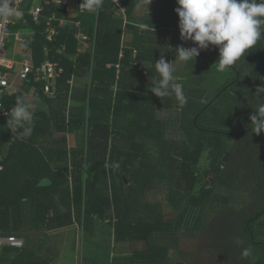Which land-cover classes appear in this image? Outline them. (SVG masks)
Here are the masks:
<instances>
[{"label": "trees", "instance_id": "1", "mask_svg": "<svg viewBox=\"0 0 264 264\" xmlns=\"http://www.w3.org/2000/svg\"><path fill=\"white\" fill-rule=\"evenodd\" d=\"M119 1L122 14L104 0L97 12L75 18L79 26H59L65 7L42 0L38 21L26 15V25L13 26L34 28L24 42L36 67L50 59L63 71L52 80L35 69L21 81L38 89L41 102L27 138L7 124L17 98L27 99L20 90L4 97L0 235L23 238L24 246L3 248L0 264H54L59 235L51 231L78 223L91 234L95 221L113 227L115 246L134 250L87 264H193L194 253L182 250L183 237L190 236L213 264H264V131L256 134L247 121L264 105V93H257L264 87V38L224 70L216 46L209 58L185 63L175 60L176 49L190 44L181 39L177 0ZM25 3L29 8L34 0ZM79 31L89 46L76 37ZM161 56L176 69L183 101L150 90ZM209 90L213 97L206 100ZM228 92L233 99L223 110L217 99ZM163 109L176 117L160 118ZM216 111H223L221 120H213ZM240 114L249 125H238ZM70 133L81 135V147H69ZM45 178L52 183L40 186ZM159 186L163 200H150L147 194Z\"/></svg>", "mask_w": 264, "mask_h": 264}, {"label": "clouds", "instance_id": "2", "mask_svg": "<svg viewBox=\"0 0 264 264\" xmlns=\"http://www.w3.org/2000/svg\"><path fill=\"white\" fill-rule=\"evenodd\" d=\"M118 5L119 0H113ZM151 3V0H150ZM149 3V4H150ZM175 12L179 16L181 39L192 41L196 46H180L176 49V59L190 62L210 46L219 50L218 68L224 70L232 67L245 56L261 38H264V0H177ZM104 7V0H82L79 8L97 12ZM21 12L14 6L13 0H0V22L21 19ZM159 74L158 81H152L150 90L158 97L175 94L183 101L181 86L177 83L176 69L163 56L155 62ZM257 93H264V87H258ZM258 115L251 116L253 131H264V105L256 108ZM7 119L9 128L19 126L21 136L27 138L32 134L31 105L22 98L10 109ZM119 168V163H113ZM250 249L243 251L248 257Z\"/></svg>", "mask_w": 264, "mask_h": 264}, {"label": "built area", "instance_id": "3", "mask_svg": "<svg viewBox=\"0 0 264 264\" xmlns=\"http://www.w3.org/2000/svg\"><path fill=\"white\" fill-rule=\"evenodd\" d=\"M113 1V0H112ZM56 5L64 6L67 12V17H62L59 20V26L76 24L79 26L81 24L80 20H75V18L85 12V10L79 8L82 0H53ZM14 6L21 12V22L22 24H27V17L31 16L35 21L39 20L40 14L43 10V5H32L29 8H26L25 0H13ZM120 6V1L118 5L114 4V9H118ZM74 11V13H73ZM54 17H49L48 25H52L51 21H53ZM19 20L10 19L7 23L0 22V116L5 113V103L4 97L8 94L9 89L14 84L12 76L16 75L19 80H28L30 72L36 71L42 72L45 75L39 78H52V80H56L63 71V68L59 65L58 61L46 60L42 65L36 67L34 65V56L27 52L25 53L20 61L21 69L19 71L15 70L16 61L10 58L8 54L9 43L14 38L16 42H24L26 40L25 35L22 34L21 28H14L13 26L18 25L17 21ZM56 20V19H55ZM76 37L80 40V42L89 46L88 36L85 32L79 31L76 34ZM60 53L62 51H59ZM45 54L48 55V49L45 48ZM54 83V82H53ZM16 247L21 248L24 246V239L16 236H7L0 235V249L4 247Z\"/></svg>", "mask_w": 264, "mask_h": 264}, {"label": "rangeland", "instance_id": "4", "mask_svg": "<svg viewBox=\"0 0 264 264\" xmlns=\"http://www.w3.org/2000/svg\"><path fill=\"white\" fill-rule=\"evenodd\" d=\"M34 2H35L36 5H38V4H40L41 0H38V1L35 0ZM14 45H16V44H15L14 38H12V40L9 43L8 54H9V56L11 58L20 59L21 56H18V55L16 56V54H14V52H13V48H14L13 46ZM243 72H244V70H243ZM13 80H14V84L17 83V79L16 78H13ZM237 80H239V79H237ZM224 83H225V79L219 81V84L217 85L216 88L220 89ZM234 84L230 83L229 85L233 86ZM239 86L240 85L233 86L234 87L233 90H237V89L241 90V88ZM225 89L226 88H224L222 91H224ZM229 92L226 93V95L223 96V98H221V100L217 99V103L221 102V103L224 104L225 102H231L233 97L229 94ZM231 92H232V90H231ZM212 95H213L212 90H209V92H208V94H207L205 99L206 100H210V98L213 97ZM215 107L217 108L216 105H215ZM227 109H228V107H225V104H224V109L223 110H227ZM218 110H220V109H218ZM232 110L233 109L230 108V111H232ZM216 112H217V115H216L217 118L214 117L213 120L214 121H217L218 119L221 120L219 115L223 116L224 115L223 111L220 112V113H219V111H216ZM257 114H258V112H256V115ZM251 116L252 115L250 114V117H248V119L251 118ZM159 117L160 118H174V117H176V113L174 111H172V110H167L166 111V110L163 109V110L159 111ZM232 117H236V116L234 115ZM240 118H242L241 119L242 121L240 120L241 123L238 124L240 127H245V126L249 125V124L244 123L245 121L243 122L242 114H240ZM208 119H210V117ZM226 119H228V118H226ZM250 120L251 119H249L247 121L249 122ZM230 129H233V128L230 127ZM231 140L233 141V139H231ZM208 155H209V151L207 149L206 152L204 153L203 158H202V162H201V164L203 165V166H201L202 169H204V168L206 169V162L209 159ZM147 197L150 200H163L164 191L161 188V186H159V188L155 189L154 191L149 192L147 194ZM97 224H98V229H97L98 235L96 237L90 236L91 234H86L84 229H83V227L81 225H79L78 227L77 226L66 227L67 236L69 238H74V235H75V236H77L76 238H83L84 242L86 241L85 239H87V238H97V240L102 243V245H101L102 247L97 248V247H94V245L91 247L90 244H86V245L83 244L85 246L83 247V245H82L81 249H82V251H84L85 247L88 250L91 249L92 250V254L94 255L92 258L95 259V260L101 261V262H106L107 263L110 260L111 253L112 252H116L119 249H120L119 251L122 252V254H121L122 256L123 255H127V256L129 255L130 256L132 254L131 251L134 250V247L131 249L130 247H124V246H122L120 244L115 246L114 234H113L114 231H113V227L111 225H108L107 223H103V222H97ZM183 238H184V240L182 241V250L194 253L193 256L196 259H195V263L193 261V264H204V263L205 264H213L212 263V259L209 258L211 256L205 253L206 250L203 248L202 244L198 241V238H196L194 236L183 237ZM92 243L93 242H91V244ZM128 248H130V249H128ZM137 248L140 249L141 245H139V247H137ZM196 250H197V256H196ZM63 252H65L64 249H63ZM202 256H204L205 258H203ZM200 257H202L203 259L200 258ZM198 258H199V260H198ZM79 260L81 261V258ZM198 261H200V263H197Z\"/></svg>", "mask_w": 264, "mask_h": 264}, {"label": "crops", "instance_id": "5", "mask_svg": "<svg viewBox=\"0 0 264 264\" xmlns=\"http://www.w3.org/2000/svg\"><path fill=\"white\" fill-rule=\"evenodd\" d=\"M40 3L42 4V0H41ZM33 5H36L35 2L33 3ZM119 11L120 10L117 11L115 9L114 12L116 14H119V13L122 14V10L120 12ZM124 11L125 10H123V15H126V13H124ZM73 13H74V11H73ZM18 28H21L22 34L25 35V37H32L34 35V33H35L34 28L31 27V26H24V27H19L18 26ZM125 36H126V33L123 34V38H125ZM25 43L26 42H16L15 41L16 45L13 46L14 47L13 48V52H14V54H16V56L18 55V56H21V58H22V56L25 53L29 52V49H27ZM189 47H190V44H189ZM122 54H123V52L120 53L121 56H122ZM21 58L20 59L12 58L13 60L16 61V64H15V70L16 71H19L21 69V64H20ZM12 76L16 77L17 83L12 85V88L9 89V93L14 91V90L22 91L24 97L27 99L28 103L31 105V117H32L34 115V112H35L38 104L41 103L40 100L38 99V96H36L38 89H36L33 86L32 87H27V86L23 85V83H21V80H19V78L16 75L13 74ZM71 91H72V88H71ZM53 96L54 95H52L51 97L48 96V98H53ZM71 100L72 99H70V101H69V105H72V101ZM7 114H8V111H7L6 106H5V113L3 115H7ZM1 140H2V136H1ZM68 145H69V147H81V145H82L81 135L78 134V133H70L68 135ZM25 218L27 219V222H28L29 218L27 216H25L24 219ZM30 220H31V218H30ZM97 222H100V221H95L93 232L91 233L90 236L96 237L98 235V231H97L98 224H97ZM24 223L25 222H23V224ZM74 226L78 227L79 224L75 223V224L72 225V227H74ZM51 232L52 233H56V234L59 235V238H56L57 241H58V243H57V245H58V255H57V258L54 261V264H87L89 262V260L90 261L101 262V261H98V260H95V259L92 258L94 255L92 254V250L91 249L88 250V249H86V247H85L84 251H82V249H81L83 244H85V245L86 244H90L91 247L94 245V247H97V248L102 247L101 246L102 243L99 242L97 240V238H87V239H85L86 240L85 242H84L83 238H76L77 236H75V235H74V238H69L67 236L66 227H63L61 229L54 230V231H51ZM47 242H50V241L47 240ZM91 242H93V243L91 244ZM85 245H83V247ZM7 247H9V246H7ZM63 249L65 250V252H63ZM2 250H3V248L0 249V254H1ZM119 250H117L116 252H112L111 253V257H116V256L121 255L122 252L119 251ZM80 258H81V261L79 260ZM32 259H34V257H32Z\"/></svg>", "mask_w": 264, "mask_h": 264}, {"label": "water", "instance_id": "6", "mask_svg": "<svg viewBox=\"0 0 264 264\" xmlns=\"http://www.w3.org/2000/svg\"><path fill=\"white\" fill-rule=\"evenodd\" d=\"M193 46H196V45L194 44V42L190 41V47H193ZM198 56H203V57L209 58L210 57V47L206 50H201L200 54ZM51 183H52V181L49 178H45V179L41 180L39 185L40 186H47V185H50Z\"/></svg>", "mask_w": 264, "mask_h": 264}]
</instances>
